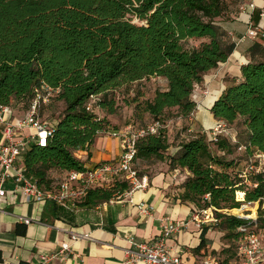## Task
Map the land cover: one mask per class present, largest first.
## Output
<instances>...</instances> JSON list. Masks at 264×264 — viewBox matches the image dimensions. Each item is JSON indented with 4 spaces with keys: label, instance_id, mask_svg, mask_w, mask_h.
<instances>
[{
    "label": "trees",
    "instance_id": "obj_1",
    "mask_svg": "<svg viewBox=\"0 0 264 264\" xmlns=\"http://www.w3.org/2000/svg\"><path fill=\"white\" fill-rule=\"evenodd\" d=\"M243 1L0 0V104L13 109L23 103L28 111L35 89L42 86L54 90L48 104H62L50 122L46 145L33 141L23 153L26 175L48 190L54 184L53 171L84 170L77 151H89L110 125L95 108L115 114L117 92L145 79L163 78L165 87L151 98L140 99L143 94L136 89L128 103L135 120L143 124L148 116L162 124L157 133L137 139L134 161L167 160L170 169L187 170L178 199L194 210L212 209L219 221L213 226L233 240V246L219 252L225 254L223 260L216 251L212 254L220 264H231L242 235L238 228L256 224L264 231V209L256 220L225 211L242 202L264 204V158L258 157L246 173L229 158L239 149L247 163L254 155L264 156V37L248 48L249 61L241 65L240 78H232L209 106L224 126L221 133L211 138L207 132H194L182 138L177 151L166 154L170 143L164 121L171 109L182 118L196 110L195 86L235 49L223 23L234 18ZM259 14L252 11L254 24ZM190 40L201 41L190 45ZM91 96L96 98L87 109ZM129 189L127 181L116 178L109 186L87 189L78 206L108 202ZM48 205L53 214L61 209L52 201ZM206 230L202 227L199 247L205 244Z\"/></svg>",
    "mask_w": 264,
    "mask_h": 264
},
{
    "label": "crops",
    "instance_id": "obj_2",
    "mask_svg": "<svg viewBox=\"0 0 264 264\" xmlns=\"http://www.w3.org/2000/svg\"><path fill=\"white\" fill-rule=\"evenodd\" d=\"M251 1L253 11L264 12V0ZM248 4L237 17L223 23L236 46L228 59L214 69L220 82L215 80L210 84L204 106H210L225 88L228 82L221 80L222 77L239 79L241 65L249 61L247 51L257 37L250 38L246 32L250 25L264 24V19L260 20L259 16L258 23L254 24ZM158 79L165 83L163 78ZM210 107L205 111L196 107L194 121L186 129L184 138L198 131L209 134L220 124L212 116ZM19 117L14 112L11 119L16 121ZM33 133L31 127H24V136L30 137ZM167 137L170 138L168 130ZM181 140L170 144L166 154L177 151ZM31 142L30 138L29 144ZM26 150L17 159L16 164L20 167H23ZM120 152L119 140L102 132L89 151L79 150L77 156L85 162V167H94L115 161ZM188 174L185 169H170L167 160L144 161L138 177L146 178L145 187L126 191L108 202L79 206L73 211L61 207L56 214L50 210L48 202L25 201L20 193L12 191L13 186L7 181L4 184L7 193L0 202V264H124L126 249L130 247L129 238L137 241L156 239L166 218L185 223L166 240V244L182 254L184 264H201L206 255L221 248L223 233L209 220L202 219L201 214L197 222L194 219L197 210L178 199L181 184ZM202 227H207L205 244L199 247ZM47 256L53 258L43 261L42 257Z\"/></svg>",
    "mask_w": 264,
    "mask_h": 264
},
{
    "label": "built area",
    "instance_id": "obj_3",
    "mask_svg": "<svg viewBox=\"0 0 264 264\" xmlns=\"http://www.w3.org/2000/svg\"><path fill=\"white\" fill-rule=\"evenodd\" d=\"M251 11L254 5H249ZM264 19V12L260 13V20ZM246 36L250 38L264 37V24L249 26ZM43 91H42V90ZM35 89V97L31 108L26 114L16 121L11 119L14 111L8 106L0 104V202L5 197L7 191L4 184L10 181L12 191L18 192L25 201H35L38 203L52 201L56 205L68 209L76 210L78 203L83 199L87 189L99 186H109L114 179L121 178L130 185L128 191L143 188L146 186V178L139 179L133 161L136 154L135 143L138 138L146 134H155L162 127L159 121H152L149 124L133 129L126 126L118 130H110L107 134L116 138L120 142L121 152L115 161L99 163L94 167H85L81 171H68L64 177L53 184L50 189L41 188L30 176H27L23 167L16 164L18 157L24 151L31 140L38 146H45L48 136L51 135V125L39 119L38 109L41 103L48 102L54 90L47 86ZM95 96H91L87 102V109L92 107ZM31 127L34 133L29 136L23 135L24 127ZM222 124L216 125L209 133L211 138L221 133ZM258 157L264 158L262 155ZM252 163H248L244 173L253 170ZM126 192V191H125ZM146 211V209H142ZM202 219L209 220L213 225L219 222L211 208L197 210L194 219L198 222V215ZM237 217L245 218L237 215ZM246 219V218H245ZM25 222H28L25 219ZM185 223L166 218L162 224L160 235L150 241H137L133 237L129 238L130 247L126 249L124 264H184L181 253L175 252L172 247L166 244V240L172 234L178 232ZM242 232L236 248V256L231 264H264V233L256 225L239 227ZM51 257H42L43 261H50ZM201 264H220L215 255H206Z\"/></svg>",
    "mask_w": 264,
    "mask_h": 264
},
{
    "label": "rangeland",
    "instance_id": "obj_4",
    "mask_svg": "<svg viewBox=\"0 0 264 264\" xmlns=\"http://www.w3.org/2000/svg\"><path fill=\"white\" fill-rule=\"evenodd\" d=\"M249 3V4H248ZM246 4L250 5L253 4L251 0H244L243 2L240 3L239 6V12L237 14L231 15V17H237L240 12L246 10ZM250 9V7L248 8ZM251 10V9H250ZM136 21V20H134ZM201 40H190L189 44L190 45H197ZM216 71V70H215ZM221 79V78H220ZM232 78L230 76H224L222 77L221 80H224L226 82H229ZM216 80V81H215ZM215 82H220L218 78H216L214 69L213 72L212 70L209 71L203 78V82L197 86H195L193 93H192V99L196 102V107L202 109V111H205L207 108H209L207 105H203L204 98L208 95V89L210 88V84ZM164 81L152 77L149 79L142 80L141 82L135 83L130 86L129 90L126 92L124 90H121V92H117L115 94V101H116V113L109 115L106 114L103 110L95 108V112L99 117L106 116L108 121L110 122L109 128L104 131L107 135L108 131L112 130H118L122 129L126 126H131L133 129H137L144 124H149L152 119H150L148 116L144 118V122L140 123L139 121L135 120L132 117V104H128L131 98L134 96L135 90L139 89L140 92L143 94L140 99H146V98H151L154 95V91L157 88H164ZM218 91V90H217ZM216 100V99H215ZM47 103V104H46ZM42 103L43 105L40 108L39 112V119L42 122H46V124H50L51 121L55 120L58 116V113L60 112L62 108V104L60 102L53 101L51 104H48V102ZM207 107V108H206ZM13 111L16 113L17 116H21L19 118H22L27 110L23 108V103H18L15 104ZM195 113L193 112L192 114L189 115V117L182 118L177 116L176 110L171 109L165 114V123L168 125V128H166L169 133H170V138L169 143L170 144H175L180 140V138H183V135L186 134V129L191 125L192 120L194 121ZM224 126L222 125V128H219L222 130ZM211 131V130H210ZM229 158H234L235 161L237 162V168L238 169H246L247 166V161L244 159L243 156V149L236 150L232 155L229 156ZM258 158V155H254L251 158V162L253 163L256 161ZM142 161L137 160L134 161L133 163V168L135 169L137 175L139 176L140 170L142 169L143 166ZM244 169V171H245ZM51 176L53 178L54 184L60 181L64 177V173L60 171H53L51 173ZM237 197V195H236ZM243 200V199H242ZM240 200V201H242ZM264 209V204L259 206L258 203H247V202H242L238 208L230 209V210H225L227 213L231 215H239L241 217H245L246 219H252L256 220L258 215H259V210ZM218 223V222H217ZM256 225V224H255ZM257 227V225H256ZM214 228H216L214 226ZM258 228V227H257ZM217 229V228H216ZM259 229V228H258ZM264 233V231H261ZM223 233V232H222ZM224 235V233H223ZM222 235L221 239L223 241V245L221 248L216 252L219 253L221 249L228 247L229 245L233 246V240H228ZM219 258L220 260H223L225 257V254L219 253Z\"/></svg>",
    "mask_w": 264,
    "mask_h": 264
},
{
    "label": "bare ground",
    "instance_id": "obj_5",
    "mask_svg": "<svg viewBox=\"0 0 264 264\" xmlns=\"http://www.w3.org/2000/svg\"><path fill=\"white\" fill-rule=\"evenodd\" d=\"M212 93V92H211ZM214 93V92H213ZM214 95V94H213ZM217 96V95H216ZM207 97V96H206ZM209 97H211V95H209ZM214 97V96H213ZM207 99V98H206ZM214 100H215V98H214ZM207 103H210V102H207ZM209 107V106H208Z\"/></svg>",
    "mask_w": 264,
    "mask_h": 264
}]
</instances>
